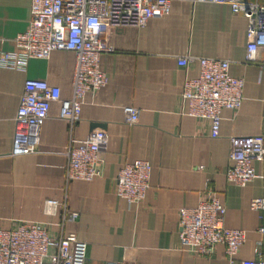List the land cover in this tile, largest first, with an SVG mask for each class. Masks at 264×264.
Here are the masks:
<instances>
[{
	"label": "crops",
	"instance_id": "1",
	"mask_svg": "<svg viewBox=\"0 0 264 264\" xmlns=\"http://www.w3.org/2000/svg\"><path fill=\"white\" fill-rule=\"evenodd\" d=\"M30 20L31 0H0V54L16 50ZM248 26L228 5L174 0L169 15L144 28L115 31L114 51L101 56L108 85L86 96L73 134L61 118V104L53 103L39 131L38 152L28 156L12 155L25 82L46 81L60 88L62 99L70 98L75 54L55 51L47 60L31 59L24 70L0 68V229L31 221L55 237L74 234L88 245L86 264H228L224 246L208 259L180 243V209L197 207L212 189L227 209L226 227L247 234L237 260L257 259V249L264 253L263 223L250 203L264 196V182L238 187L226 177L230 139L264 131V75L246 61ZM182 57L229 61L231 75L245 81L242 106L222 112L216 139L208 121L185 113L184 83L198 77L199 67L180 66ZM125 107L140 111L137 124L125 122ZM96 129L109 137L101 175L68 183L70 137L84 140ZM137 160L152 166L150 189L142 203L129 205L116 192V178ZM254 166L263 172L261 163ZM47 201L59 204L56 215L45 213ZM71 214L78 215L75 221Z\"/></svg>",
	"mask_w": 264,
	"mask_h": 264
},
{
	"label": "built area",
	"instance_id": "2",
	"mask_svg": "<svg viewBox=\"0 0 264 264\" xmlns=\"http://www.w3.org/2000/svg\"><path fill=\"white\" fill-rule=\"evenodd\" d=\"M174 0H31V20L27 30L16 40L14 52L0 54V68L24 70L31 59L47 60L55 51L75 54L73 93L62 99L59 87L46 81L29 79L15 119L13 156L38 152L39 131L48 119L53 103L61 104V118L73 134L87 95H95L108 85L101 69V56L112 53L115 31L144 28L155 17L170 14ZM198 3L228 5L234 14L243 15L249 23L246 61L259 66L264 75V5L253 0H193ZM262 55V56H261ZM196 63L199 75L186 79L181 100L187 116L210 123L211 137L220 136L222 112L237 111L243 103L245 81L231 75L230 62L220 59L182 57L179 65ZM128 125L140 120V111L124 108ZM106 131L93 130L86 139L70 137L67 147V182L92 181L101 175L102 153L108 146ZM231 165L226 177L229 183L246 187L255 180L264 182V131L261 135L230 139ZM263 165L258 173L254 163ZM152 166L137 160L125 165L116 178V192L129 205L142 203L150 189ZM59 204L47 201L45 213L54 216ZM66 208V206L64 207ZM250 208L260 214L264 236V196L253 199ZM227 209L219 196L209 189L194 208L179 212V238L183 250L197 257L213 258L220 246L225 247L228 264H264V253L256 250L257 259L238 261L245 244L244 230L226 227ZM78 215L71 214L70 221ZM66 221V210L61 226ZM260 245H262L260 243ZM88 245L76 235L55 237L37 222L22 221L12 228L0 229V264H86Z\"/></svg>",
	"mask_w": 264,
	"mask_h": 264
},
{
	"label": "water",
	"instance_id": "3",
	"mask_svg": "<svg viewBox=\"0 0 264 264\" xmlns=\"http://www.w3.org/2000/svg\"><path fill=\"white\" fill-rule=\"evenodd\" d=\"M95 127L97 126V125H94Z\"/></svg>",
	"mask_w": 264,
	"mask_h": 264
}]
</instances>
